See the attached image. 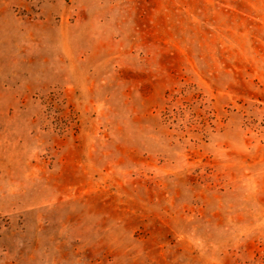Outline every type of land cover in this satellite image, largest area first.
<instances>
[{
	"label": "rangeland",
	"instance_id": "374dc122",
	"mask_svg": "<svg viewBox=\"0 0 264 264\" xmlns=\"http://www.w3.org/2000/svg\"><path fill=\"white\" fill-rule=\"evenodd\" d=\"M0 264H264V0H0Z\"/></svg>",
	"mask_w": 264,
	"mask_h": 264
}]
</instances>
